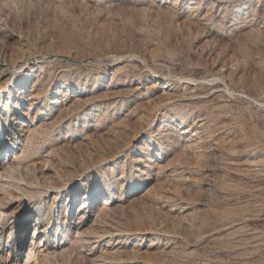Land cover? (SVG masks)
<instances>
[{
    "label": "rangeland",
    "instance_id": "rangeland-1",
    "mask_svg": "<svg viewBox=\"0 0 264 264\" xmlns=\"http://www.w3.org/2000/svg\"><path fill=\"white\" fill-rule=\"evenodd\" d=\"M0 77L7 157L41 124L5 256L26 210L63 242L37 264H264V0H0Z\"/></svg>",
    "mask_w": 264,
    "mask_h": 264
},
{
    "label": "bare ground",
    "instance_id": "bare-ground-1",
    "mask_svg": "<svg viewBox=\"0 0 264 264\" xmlns=\"http://www.w3.org/2000/svg\"><path fill=\"white\" fill-rule=\"evenodd\" d=\"M1 78V77H0ZM6 84V83H5ZM22 93V92H21ZM163 93V92H162ZM164 94V93H163ZM172 95V94H171ZM2 96V95H1ZM22 96V95H21ZM28 97V96H27ZM31 97V96H29ZM165 97V95H164ZM29 99V98H28ZM11 103V102H10ZM5 104V103H4ZM5 106V105H4ZM6 108V107H5ZM2 109V108H1ZM26 113V112H25ZM28 113V111H27ZM25 117V116H24ZM17 121H22V119H17ZM25 122V121H24ZM26 124V123H25ZM2 125V124H1ZM29 129H23L22 132L26 133V136L24 137V139L19 142L18 144L19 149L14 153V155H12L10 158L7 157V155L10 153L5 145V143L0 139V146H1V151L4 152V159H2V161L0 160V184H5L8 178H12L15 173L18 172V169L20 166H23L25 168V166L27 165V162H25V156H27V147L29 144L28 142V135H30L33 131H35V129H40L41 124L39 123L37 125V123L35 122H31L29 124ZM31 127H34L33 129H31ZM19 128V127H18ZM14 131V130H13ZM8 137V136H7ZM9 139V138H8ZM20 139V138H19ZM4 140H6L5 136H4ZM10 141V140H9ZM14 141V142H13ZM11 145L14 146L15 145V137L14 140H12ZM18 147V146H17ZM13 150V149H12ZM49 155V154H48ZM3 156V155H2ZM27 158V157H26ZM29 161V159L27 160ZM23 164V165H22ZM29 164V163H28ZM30 165V164H29ZM42 168V167H41ZM23 169V168H21ZM23 171V170H22ZM21 171V172H22ZM42 173L40 174V178H43V175L47 174V170L46 169H42L41 170ZM25 172V171H24ZM40 172V171H39ZM49 172V171H48ZM23 173V172H22ZM25 174V173H24ZM39 175V174H38ZM24 177V176H23ZM46 176H44L45 178ZM43 178V179H44ZM10 180V179H9ZM39 181L38 184H36V186H32V185H28L29 188L31 190H35V189H48L52 186H46L44 184V182H42L43 180H39V178L37 179ZM25 181V180H23ZM22 181V182H23ZM45 181V179H44ZM49 181V180H48ZM8 182V181H7ZM21 183V182H20ZM9 184V183H7ZM22 184V183H21ZM1 186V185H0ZM23 186V185H22ZM27 186V185H26ZM27 186V187H28ZM3 187V186H2ZM110 189H105L104 191H108ZM49 191V189H48ZM93 191V190H92ZM27 192V191H26ZM35 192V191H33ZM29 193V192H28ZM41 193V192H40ZM54 193V192H53ZM47 194V193H46ZM28 195V194H27ZM29 195H32L29 194ZM105 195V194H104ZM34 196V194H33ZM100 195L93 193V199L96 200ZM29 197V196H27ZM37 198V197H36ZM41 198V197H40ZM19 199V198H18ZM28 199V198H27ZM39 199V198H38ZM34 200V199H33ZM16 201V200H15ZM44 203V202H43ZM36 204V203H35ZM46 204V203H45ZM84 205V203H82ZM82 205V207L79 208V212L80 215H82L83 212H86V209H88V204L86 203L84 206ZM108 203L106 200H103V204L101 207H99L97 210L100 211L102 210L105 206H107ZM33 207V206H32ZM23 208V207H22ZM85 209V210H83ZM41 210H44L43 208ZM96 210V211H97ZM31 211V210H30ZM45 211V210H44ZM33 212V211H32ZM78 212V211H77ZM98 213V212H97ZM5 214V213H4ZM2 213H0V217L2 215H4ZM94 214V213H93ZM19 216V215H18ZM80 218V217H79ZM46 219V218H45ZM1 221V220H0ZM21 222V230L18 233L17 237H18V250L23 253L24 252V259L22 260L21 263H19L17 260V258H10L9 255L5 256V249H0V264H37L35 262H40V260L49 258L53 255H59L57 251H59L58 249H62L63 247V242L61 241L60 243L57 244V247L55 245H53L54 247L51 249L50 246L48 244L45 243V241L43 242L44 238L47 235V230H48V225L45 224L43 225L41 228L37 229V224H42L44 223V220H40V218L38 216H33V214H31L29 211H23L20 214V220ZM32 225H34L33 228V232L28 233V228L31 227ZM17 228H19V225H17L16 227H14V230H16ZM19 228V229H20ZM88 231V230H87ZM86 231H79L78 229L75 231V237H77L78 235H82L83 233H85ZM87 233V232H86ZM63 236V235H62ZM101 236V235H99ZM60 237V236H59ZM79 238V237H78ZM75 239V238H74ZM53 241V240H52ZM55 241V240H54ZM42 242V243H41ZM67 244V243H66ZM65 246V245H64ZM1 248V245H0ZM3 248V247H2ZM66 248V247H65ZM9 251V249H8ZM62 252V250H61ZM60 253V252H59ZM55 255V256H56ZM17 259V260H16ZM41 263V262H40Z\"/></svg>",
    "mask_w": 264,
    "mask_h": 264
}]
</instances>
